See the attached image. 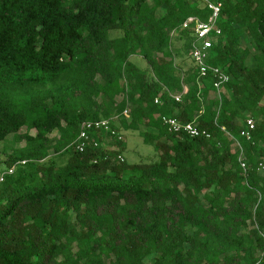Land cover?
Segmentation results:
<instances>
[{"label": "trees", "instance_id": "1", "mask_svg": "<svg viewBox=\"0 0 264 264\" xmlns=\"http://www.w3.org/2000/svg\"><path fill=\"white\" fill-rule=\"evenodd\" d=\"M221 1L217 95L182 28L200 0H0V264H264V0ZM115 117L155 161L116 160L100 132L75 148Z\"/></svg>", "mask_w": 264, "mask_h": 264}, {"label": "built area", "instance_id": "2", "mask_svg": "<svg viewBox=\"0 0 264 264\" xmlns=\"http://www.w3.org/2000/svg\"><path fill=\"white\" fill-rule=\"evenodd\" d=\"M203 5L210 11L206 20H201L198 16L191 15L183 22L182 28H191L193 38L190 43L189 57L196 64L200 77H206L211 74L214 80V88L217 95L221 92V87L229 79L228 75L221 68L210 66L207 63L208 52L212 46V42L216 36L220 34L218 21L222 8L221 0H200ZM176 101L180 100V95L173 96ZM155 102H158L155 99ZM128 107L122 112V116H127ZM116 119L118 117H115ZM112 119L100 118L97 120L83 121L80 125L78 135L75 139V148L78 151H83L89 144L97 147L98 142L92 137L91 133L100 132L106 136L114 137L117 141H122V135L119 131L113 129L110 125ZM162 124L166 127L169 133L184 134L191 138L205 136L209 137L206 130L198 128L192 122H181L172 117H161ZM254 129V122L251 118L246 119L244 129L241 130V135L249 138L250 131ZM238 148H240L236 141ZM242 157L239 159L241 160ZM116 160L122 162L124 157L121 154L116 155ZM242 168H245L244 162H240ZM259 169L263 170V163H259ZM13 171L12 168L0 171V183L4 180L6 174Z\"/></svg>", "mask_w": 264, "mask_h": 264}, {"label": "rangeland", "instance_id": "3", "mask_svg": "<svg viewBox=\"0 0 264 264\" xmlns=\"http://www.w3.org/2000/svg\"><path fill=\"white\" fill-rule=\"evenodd\" d=\"M132 59L140 66H145V61L140 57H133ZM249 61L253 62L252 56H250ZM116 126L118 128L117 131L122 135V145L119 146L113 137L106 136L104 140L110 148L120 150V154L124 157V161L128 164H134L140 162H153L158 158V153L154 151L153 146L145 144L137 131H125L121 128L119 120H116ZM144 129V127L141 128V130ZM21 131H24V129H21ZM56 134L57 133L54 132L50 137H56ZM21 144L22 143H20V145ZM231 148L233 151L238 148L236 141L231 144ZM149 260V257L145 259L146 263H149Z\"/></svg>", "mask_w": 264, "mask_h": 264}, {"label": "crops", "instance_id": "4", "mask_svg": "<svg viewBox=\"0 0 264 264\" xmlns=\"http://www.w3.org/2000/svg\"><path fill=\"white\" fill-rule=\"evenodd\" d=\"M248 63H249V60H248ZM116 120H118V118L116 119V118H113L112 119V122H114V125L116 126ZM116 128H117V126H116ZM106 137V135L104 136V138ZM103 144L105 145V146H109L107 143H105V140L103 141ZM110 147V146H109Z\"/></svg>", "mask_w": 264, "mask_h": 264}]
</instances>
